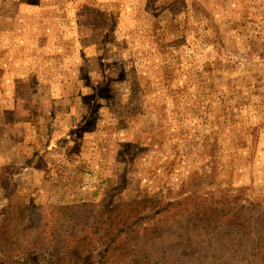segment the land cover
<instances>
[{
    "label": "rangeland",
    "instance_id": "374dc122",
    "mask_svg": "<svg viewBox=\"0 0 264 264\" xmlns=\"http://www.w3.org/2000/svg\"><path fill=\"white\" fill-rule=\"evenodd\" d=\"M261 213L264 0H0V259L261 264Z\"/></svg>",
    "mask_w": 264,
    "mask_h": 264
},
{
    "label": "trees",
    "instance_id": "16d2710c",
    "mask_svg": "<svg viewBox=\"0 0 264 264\" xmlns=\"http://www.w3.org/2000/svg\"><path fill=\"white\" fill-rule=\"evenodd\" d=\"M138 205H140V207H142V208L139 209L137 207ZM159 205H160V203L158 201H153L152 199H143V200H140V201H134L132 203V205H131V208H134V210H138V212L134 215V217H133V215L129 214V215L132 216L133 224L129 225V217H131V216H129V215L125 216V214L122 213L121 216L124 215L126 217V220L123 218V220H125V221H122V219L119 221V226L117 228H115L116 235L120 236L121 234L129 232L135 226L144 223L146 220H148L151 217L150 215H154L156 212H159L161 210L159 208ZM149 208H151L152 211L155 210L156 212L150 211V212L147 213V209H149ZM209 211H213L211 214H209V216L206 215V214L201 215L199 212H197V213L194 214V218H197L201 222H206L207 224L218 223L216 221L219 220L220 218L223 220V222L226 221L228 218H230L229 219L230 222H232V219H234V217L231 218V215H227L224 211H220L218 213L217 217H213L214 213L216 212L215 208H210ZM25 214H26V212L23 211L22 209L19 211V217H20V220H21L20 222H22V220L25 221L26 219H28L27 214L26 215ZM261 216H262L261 222H264V213H261ZM38 221H39V219H38ZM238 221H240L239 218H238ZM229 224H231V223H229ZM258 228L259 227L256 226V231L255 232L258 234L259 237H262V235L260 233V230ZM145 231H147L146 234H148L149 236H152V232H154V228L153 227L152 228H146ZM261 232H263V235H264V229L263 228L261 229ZM148 235H145V237H143L144 242L148 243L147 245H151V243H153L154 240L162 238V237H148ZM117 238L118 237H114V235H113L111 237H108V240H117ZM0 241H2V246L3 247L7 246V243H6L7 242V238L6 237H3V239L1 238ZM261 241H263V240H261ZM261 246L264 248V243ZM111 247L112 246H110V245H106V248L98 253V257H99L98 263L99 264H103V261H105L104 258H106V255H107V253H108V251L110 250ZM90 256H91V254H88V257H85V256L81 255L77 262L81 263V264H93V263H91L92 257H90ZM260 261H261V264H264V258H261ZM132 262L134 264H138V259H136L135 261H132ZM0 264H28V261L14 260V261L9 262L8 260L0 259Z\"/></svg>",
    "mask_w": 264,
    "mask_h": 264
}]
</instances>
